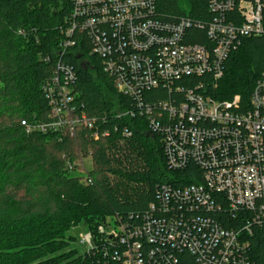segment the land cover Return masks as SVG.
Segmentation results:
<instances>
[{"label": "trees", "instance_id": "16d2710c", "mask_svg": "<svg viewBox=\"0 0 264 264\" xmlns=\"http://www.w3.org/2000/svg\"><path fill=\"white\" fill-rule=\"evenodd\" d=\"M188 1L191 6L186 12L178 7V0H154L152 18L177 23L185 17L189 25L182 42L206 45L212 52L207 27L216 12L210 9V0ZM71 6L70 0H0V264H119L98 251L92 254V248L78 253L70 228L85 220L93 231L106 216L139 225L148 216L149 205L158 202L163 185L182 191L205 181L204 167L192 158L181 169L167 165L162 135L151 129L137 99L117 91L97 55L89 53L86 34L75 31L77 51L57 56ZM236 14L235 8L227 13L230 18ZM59 59L73 66L78 77L76 113L84 112L93 120L91 129L79 127L73 135L26 126L49 120L43 86ZM263 67L264 34L244 38L226 60L216 86L211 73L183 75L176 81L180 91L158 85L142 91L140 102L176 104L183 100L185 88L204 83L206 93L218 100L238 94V108L244 111ZM153 114L158 122L168 123L165 112L162 118L157 111ZM123 127L129 129L128 136ZM85 157L91 166L80 173L79 161ZM85 176L89 183L83 182ZM215 198L223 202V196ZM175 202L174 213L182 214L180 225L190 227L191 234L199 222L203 228L217 224L227 228L240 222L227 220L225 206L220 211L205 207L191 211ZM174 213L154 215L171 218ZM190 216L199 221L191 222ZM256 235L250 239L248 257L264 264L262 237L259 231ZM141 245L143 256L152 250L157 260L168 264H198L197 255L184 248L177 253L167 243L150 245L143 240ZM120 246L113 251L120 252Z\"/></svg>", "mask_w": 264, "mask_h": 264}, {"label": "built area", "instance_id": "2783aa9c", "mask_svg": "<svg viewBox=\"0 0 264 264\" xmlns=\"http://www.w3.org/2000/svg\"><path fill=\"white\" fill-rule=\"evenodd\" d=\"M70 1V19L64 37L57 43V56L77 51L75 31L86 34L89 53L97 55L117 91L137 99L151 129L162 135L167 165L181 169L192 158L204 167L205 181L185 186L182 191L163 185L158 202L149 205V214L139 225H126L118 216L112 217L117 228L105 233L98 252L107 261L119 264H168L157 260L152 250L143 256L144 240L150 245L170 244L177 253L184 248L197 255L198 264H255L248 252L257 231L264 247V67L244 111L238 108V94L218 100L206 93L204 83L185 88L183 100L176 104L169 100L144 104L140 96L158 85L180 91L176 81L183 75L211 73L216 86L226 60L241 41L264 34V0H210V9L216 12L207 27L212 52L206 45L182 42L189 25L185 17L177 23L153 19L154 0ZM233 8L237 14L230 18L227 13ZM77 80L74 67L59 59L43 86L49 120L26 125L28 129L69 135L79 127L91 129L93 120L84 112L76 113ZM50 82L52 87L48 86ZM155 111L159 118L165 112L168 123L158 122ZM128 114L134 117L133 111ZM122 132L130 134L127 127ZM81 171L85 173L86 169ZM82 180L91 181L86 176ZM215 196H223V202ZM175 201L191 211L199 207L220 211L225 206L227 220L240 222L227 228L219 224L203 228L199 222V228L191 234L190 227L180 225L182 214L174 213ZM170 212L175 214L171 218L154 215ZM190 220L199 221L194 216ZM80 242L87 249L92 247L85 236H80ZM117 244L123 247L120 252L113 251Z\"/></svg>", "mask_w": 264, "mask_h": 264}, {"label": "rangeland", "instance_id": "374dc122", "mask_svg": "<svg viewBox=\"0 0 264 264\" xmlns=\"http://www.w3.org/2000/svg\"><path fill=\"white\" fill-rule=\"evenodd\" d=\"M177 4L181 10L186 11V12L190 9V6H191L188 0H178ZM79 162H80V165H79L80 173H82L81 170H83L84 168L89 170L91 166V162L88 157L81 158ZM116 228H117V225L113 222V218L111 216H106L104 217L102 222H100V224L96 226V228L93 231L89 230L85 220H81L76 225L70 228L69 233L75 237L76 250L78 253H81V254L86 251L87 245L80 242V236H85L86 238L90 239L91 246H92L91 247L92 251L91 250L90 251L93 254L94 251L95 252L101 251L100 244H101V241L103 240L102 238H104L105 236V233L107 232L112 233L114 232L113 229H116ZM96 259H98V257H96Z\"/></svg>", "mask_w": 264, "mask_h": 264}, {"label": "bare ground", "instance_id": "6f19581e", "mask_svg": "<svg viewBox=\"0 0 264 264\" xmlns=\"http://www.w3.org/2000/svg\"><path fill=\"white\" fill-rule=\"evenodd\" d=\"M48 86H49V87H52V82L48 83Z\"/></svg>", "mask_w": 264, "mask_h": 264}]
</instances>
